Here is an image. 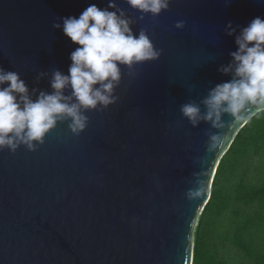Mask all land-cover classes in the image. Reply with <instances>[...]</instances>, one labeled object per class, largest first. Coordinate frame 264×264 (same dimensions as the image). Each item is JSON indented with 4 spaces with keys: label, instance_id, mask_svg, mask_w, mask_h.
<instances>
[{
    "label": "water",
    "instance_id": "water-1",
    "mask_svg": "<svg viewBox=\"0 0 264 264\" xmlns=\"http://www.w3.org/2000/svg\"><path fill=\"white\" fill-rule=\"evenodd\" d=\"M114 2L162 54L136 65L134 76L122 67L119 101L87 111L80 135L58 122L36 151L0 150V264H192L198 215L244 124L226 130L209 153L208 132L219 130L193 127L180 105L230 79L217 71L237 47L224 27L264 17V0H171L158 17L142 20L126 0ZM108 3L0 0V67L18 72L29 89L51 91L52 70L68 74L79 46L53 23ZM179 20L183 29L174 26ZM39 72L48 75L37 81ZM194 173L203 190L190 199L188 190L199 188Z\"/></svg>",
    "mask_w": 264,
    "mask_h": 264
},
{
    "label": "clouds",
    "instance_id": "clouds-1",
    "mask_svg": "<svg viewBox=\"0 0 264 264\" xmlns=\"http://www.w3.org/2000/svg\"><path fill=\"white\" fill-rule=\"evenodd\" d=\"M126 3L141 13L142 20L147 14L158 17L169 9L171 0ZM135 22L114 0L104 8L90 4L78 17H57L53 28L62 29L79 46L70 53L68 74L52 70L51 91L29 89L18 72L0 67V150L15 153L23 145L36 151L58 122H67L71 133L78 136L88 125L87 111H104L117 103L122 67L134 76L136 65L159 59L163 51L154 46L146 29L134 33ZM185 23L179 20L174 26L183 29ZM224 32L234 36L237 47L229 53L230 61L217 71L230 79L211 87L199 102L189 100L180 105V112L193 127L204 122L219 130L208 132L209 153L223 145L226 130L264 114V17L256 16L246 26L229 21ZM46 75L39 72L36 80ZM226 114L231 117L228 121L224 120ZM194 175L199 188L188 190L190 199L203 190L202 179Z\"/></svg>",
    "mask_w": 264,
    "mask_h": 264
},
{
    "label": "trees",
    "instance_id": "trees-1",
    "mask_svg": "<svg viewBox=\"0 0 264 264\" xmlns=\"http://www.w3.org/2000/svg\"><path fill=\"white\" fill-rule=\"evenodd\" d=\"M192 264H264V114L238 130L217 164Z\"/></svg>",
    "mask_w": 264,
    "mask_h": 264
}]
</instances>
